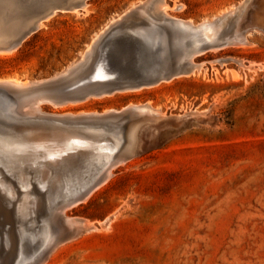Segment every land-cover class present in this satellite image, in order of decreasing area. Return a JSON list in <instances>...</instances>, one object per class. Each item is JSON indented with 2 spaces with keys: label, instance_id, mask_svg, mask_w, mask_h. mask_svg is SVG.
Here are the masks:
<instances>
[{
  "label": "rangeland",
  "instance_id": "1",
  "mask_svg": "<svg viewBox=\"0 0 264 264\" xmlns=\"http://www.w3.org/2000/svg\"><path fill=\"white\" fill-rule=\"evenodd\" d=\"M78 1L0 0V81H25L30 87L65 75L73 83L66 87L68 92L80 87L93 90V61L103 52H107L111 66L125 65L126 74L141 70L136 59L149 56L144 54L149 44L144 38L133 40L122 33L128 28L148 27L139 16L129 15L132 7L145 0H83L77 9L54 10L18 42L40 11ZM242 1L237 12L226 19L224 30L229 40L237 36L244 40L240 45L230 42L220 49L208 48L194 58L203 64L194 73L105 95L89 93L78 99H58L60 82L35 92L45 101L33 98L34 105L38 101L48 117L121 111L149 101L160 113L142 121L133 119L137 153L111 168L109 178L95 186L88 197L65 208H59L60 203L81 191L76 187L88 184L82 182L103 177L102 162L107 164L115 146L105 147L102 158L96 161L92 153L97 151L91 148L72 152L79 157L60 159L59 165L49 167L46 177L24 155L16 156L24 169H8L0 163L9 178L8 182L0 172V194L11 200L10 204L1 196L5 212L0 209V230L4 227L10 233L0 231V264H29L54 234L64 236L74 230L75 234L62 239L43 264H264V0L163 3L169 15L199 23L215 21ZM143 18L155 22L150 11ZM96 39L105 42L102 45ZM128 59L134 62L130 67ZM40 92L47 93L46 98ZM29 100H24L26 106ZM84 128L96 142L117 143L113 129L85 126L82 131ZM6 147L0 145V150L10 153ZM85 163L90 164L87 171ZM6 189H13L9 190L11 195ZM87 221L93 226L83 229Z\"/></svg>",
  "mask_w": 264,
  "mask_h": 264
},
{
  "label": "bare ground",
  "instance_id": "2",
  "mask_svg": "<svg viewBox=\"0 0 264 264\" xmlns=\"http://www.w3.org/2000/svg\"><path fill=\"white\" fill-rule=\"evenodd\" d=\"M163 1L164 0H145L142 3L132 7L129 15H133V16L137 15V18L139 16V18L142 20V23L148 24L147 25L148 27L145 26L146 28H143L142 30H140L139 28H138L139 30L128 28V29H124L125 31L122 33V35L125 33L130 38H133V40H134V38L135 39H139V38L143 39L144 38V40H145V41L143 40L144 42H148L149 44H151V47H150V49L152 51L151 56H150L151 58L147 57L146 60L143 59V57H138V59L135 58L137 60L136 63H138V62L140 63L139 65L137 64L138 65L137 69L140 66L139 68H141V70L138 72L132 73V75L135 77L140 76L141 78H143L144 81H141V83L148 84V86H149L150 84H153L155 81H161L164 79L171 80V78L175 77V76L186 75V74L188 75L190 72H193L196 69H199L201 67V65H203V64H198L197 62H195L194 58L198 55H201V54L207 52L208 47H210L211 50L220 49V48L224 47L223 45L228 44L230 42L233 43V45L234 44L236 45V43H239V45H240V43L244 40L241 37L239 38V36H237V35H236L237 37L235 39H232V40H229V38L225 39L226 33L224 30H221L222 28L224 29L225 21L228 18V16L235 14L237 12V10L243 4V1L240 2L239 5H235L233 7V9H230V10L225 11V12L221 13L220 15H218L216 17L215 21L203 20L202 22H199V23H195L192 19L184 20V19H180V18L169 15L165 11L166 10V5H165L166 3H163ZM247 2H249V1H247ZM149 11L151 13V16H153V20H155V22L151 23V22L144 20L143 14L149 13ZM126 12H129V11H126ZM123 15H125V14H122L121 15L122 17L120 16V18H123ZM115 20L112 22H115ZM234 22H236V21H234ZM39 24H42L41 20L38 21L37 25H39ZM117 24L121 25L122 23L118 22ZM237 24H238V22H237ZM110 25H108V26H110ZM134 25H136L135 22H134ZM232 27H233V24H232ZM106 28L108 29L109 27H106ZM114 29H116V28L114 27ZM117 29H118V27H117ZM238 30H240V29H238ZM244 33H245V31H244ZM103 35H101V36H103ZM119 35H121V34H119ZM122 35L119 38H122ZM238 35H239V33H238ZM240 35H241V32H240ZM227 36L229 37L230 35H227ZM111 37H112V35H111ZM245 37H247V36L245 35ZM126 38L128 39V37H126ZM116 40H118V38ZM116 40H114V41H116ZM223 40H226V41L223 42ZM119 41H121V40L119 39L118 42ZM104 42L101 43L98 41V43H101L102 45L104 44ZM130 42L131 41H129L128 43H130ZM247 42H249V39H247ZM247 42H245V43L247 44ZM93 44L95 45L94 42L92 43V45ZM137 45H138V43H137ZM95 46L98 47L99 45L97 44ZM119 46H121V45H119ZM130 46L131 45H129V48H130ZM114 48L117 49V47H114ZM109 49H111V48H109ZM115 51H117V50H115ZM89 52H90V50H89ZM125 52H126V50H125ZM144 52H145L144 54H146V51H144ZM96 53H100V52H96ZM88 54H90V53H88ZM130 54H131V52H130ZM90 55L92 56V54H90ZM95 55H97V54H95ZM116 55L119 56L120 53L116 54ZM134 55H133V58H134ZM111 56H114V55L111 54ZM109 57H110V54H109ZM135 57H136V55H135ZM89 59H91V58H89ZM108 60L109 59L107 56V52H103L102 54H100L99 57L95 58L93 61V64H95V66H96L98 75L101 77H104V79H102V80L98 79L97 81H94V82L92 81V84L95 85L96 86L95 88L98 89V90L97 89L95 90L97 92L102 91V93H103L104 91H107L108 88L117 89L118 87H121L123 85L122 79H119L117 81H111V80L114 77H117V75H118V73H116V71L113 69L119 68V67L122 69H125L126 68L125 65L124 66H122V65L113 66L112 65L113 67H110L111 62ZM113 60H116L115 56H114ZM124 61H125V59H124ZM133 63L134 62L132 60L128 59L127 67H130L131 65H133ZM77 64H79V63H77ZM158 64H160V65L158 66ZM78 67H80V66H78ZM82 69L84 72V70H85L84 66ZM69 70L70 69H68V71ZM74 70H75V67H74ZM79 70H81V69L79 68ZM75 71L77 72V70H75ZM70 72H68V74ZM76 72H74V73H76ZM79 72H81V71H79ZM71 73L69 75H71ZM237 73H236V75H239ZM76 74H74V75H76ZM74 77L75 76H73V78ZM75 80H78V79H75ZM4 82H6L7 84H10V85L5 84ZM4 82L0 81V84L13 87L12 92H14L15 94L22 95L24 97V99L20 101L21 103L15 102V101H12L10 98H8L7 95H5V94H3V96L0 98V104L2 105V106H0V145L1 146L5 145V146H7L6 148H8V150H10V153H4L2 150H0V163H4L3 167L8 168L9 166H12L14 168L16 166H19L22 169H24L23 166L20 164V160H18L16 158V156H18V155H24V156H26V158L31 163L36 164L37 167L41 168V171L42 170L44 171V176L46 177L48 170H49V167H54V166L56 167V165H59L60 159L65 160V161L66 160L72 161V159H76V157H79V155L72 154L73 150H78L81 148H91V149L97 151L95 153H92L94 160L95 159L99 160L102 158L103 154L105 153V151L103 149L105 147H107L108 145H111L110 143H95L89 139H86L85 137H82L80 135L75 134L74 132L65 133V131H64V128H65L64 122H65L66 117L67 118H77L81 114H97L98 112L72 114V115H69V116H66L63 118L62 117H56V116L48 117V115L46 116L44 114V112L41 111L42 107H41V105H38L37 100H35V101H37L36 102L37 104L35 103V105H37V106H35L34 103L31 102L30 104L27 105L28 109L23 110V107L26 106V104H27L24 100L30 98L29 92L27 91L28 86L26 87L27 82L13 80V79H10V80L4 81ZM53 92L54 91H52V93ZM86 92H88L87 89L80 87L74 93L66 92V91L64 93L62 92L61 96L62 97H73L74 99H76V98L78 99V98H81V96H80L81 94H84ZM40 93H41L40 95L43 96L42 95L43 92H40ZM52 93H49V94H52ZM43 94H45V98H46L47 93L44 92ZM55 95H57L56 92H55ZM101 95L102 94H100V97H101ZM43 97L40 98L39 95H38V97L36 96V98H39L40 100ZM55 97H57V96H55ZM62 97H60V98H62ZM86 97H88V96H86ZM42 100H41V102L45 101V99H44V101H42ZM29 101H31V100H29ZM41 102H39V104ZM66 102H68V101H66ZM79 102H81V101H79ZM150 102L151 101L146 102L144 104H139V105H128V106H125L124 109H134L136 111H139L140 113H145V112H148L150 114L160 113V108L159 107H153V105ZM60 103H62V101ZM63 103H64V101H63ZM55 104H57L56 106L59 105V103L57 101L55 102ZM27 106H26V108H27ZM108 111L110 112V110H108ZM108 111L103 112V113H107ZM84 127H85V125H84ZM90 128L91 127H89V129ZM99 129H101V128H99ZM99 129H98V132L100 133L102 130L99 131ZM105 131H106V129H105ZM83 132L87 133L88 131H87V129H85V131H83ZM95 133H97V132L95 131ZM88 134H89V132H88ZM103 136H105V135H103ZM103 136H101V137H103ZM106 136H108V134ZM97 137H99V135ZM101 137H99V138H101ZM119 138L122 139L121 137H119ZM136 141H137L136 133L134 131L130 132L128 134V139H127L128 146L134 145V143ZM110 142H111V140H110ZM111 143H113V142H111ZM64 155H66L67 157H65ZM88 160H89V163L93 162V161L90 162V159H88ZM121 162H123V161H121ZM13 164H16V165L14 166ZM85 164H88V163H85ZM95 164H96V162H95ZM107 164L110 165V168H109L110 170H111V168L114 167L115 163H112V157L107 162ZM89 166H90V164H88L87 167L84 166V167H86L85 171H87V168ZM82 169H84V168H82ZM91 169L93 170L92 167H91ZM110 170L108 171V173H105L104 178H102L100 180L98 178H92V179L88 178L87 180L84 179L85 181L82 183L92 182L97 187V185L100 182L104 181V179H106L107 177L109 178ZM82 171H84V170H81L80 172L82 173ZM0 172H1L2 177H4V179L8 181L9 178H8V176H6L3 173L2 167H0ZM23 172L24 171H22L20 173L21 176H22ZM78 173L79 172L77 171L76 174H78ZM89 177H90V175H89ZM76 178H78V177H76ZM1 180H3V179H1ZM80 180L81 179H79V181ZM76 181H77V179H76ZM79 181H77V182H79ZM66 183H67V181H66ZM73 183H74V181H73ZM9 190H13V189H9ZM9 190L6 189V193L11 195V192ZM92 191H93L92 188H89L84 192V194H86V197H88L92 193ZM82 192L83 191H79V192H76L75 194H73L71 196H68L69 200L77 197L78 195L83 194ZM3 193H4V191H3ZM1 196L2 195L0 194V209L2 208L4 210V207L2 206V200L1 199L4 197L3 199H5L6 201H9L10 204H11V200L9 198H7V196L6 197L2 196V198H1ZM35 202H37V201L35 200ZM75 203H77V201ZM59 208H60V206H59ZM2 209H1V211H2ZM8 210L9 209H7L6 212L11 213V211H8ZM4 212H5V210H4ZM1 213H3V212H1ZM52 214H51V216L55 215V214L54 215H52ZM5 215H6V213H5ZM10 215H12V214H10ZM14 216L15 215H13L12 219H16V218H14ZM7 223H8V221H7ZM57 223H59V222H57ZM86 223L87 224H86V226L84 225L85 227L83 226V229L84 228L88 229L87 227L93 226V224L89 223L88 221ZM10 224H11V222H10ZM65 224H67V222L65 223V221H64L62 223L63 228L66 226ZM71 224L75 225V222L71 221ZM77 225H78V223H77ZM0 231L3 233L9 232L4 227H2ZM60 234L59 233L56 235L54 234L51 237V240L49 242H47L44 247H42L41 254H39L38 256L33 258L34 260L29 262V264L32 262H35V264H43L46 261V259L48 258V256L51 255V253L55 250L57 245L62 240ZM17 259H18V255H17ZM15 261L18 262L17 260H15ZM22 261H23V259H22ZM14 264H16V263L14 262Z\"/></svg>",
  "mask_w": 264,
  "mask_h": 264
},
{
  "label": "water",
  "instance_id": "3",
  "mask_svg": "<svg viewBox=\"0 0 264 264\" xmlns=\"http://www.w3.org/2000/svg\"><path fill=\"white\" fill-rule=\"evenodd\" d=\"M82 3H83V0L78 1L74 4H69V5H65V6L64 5L51 6V7L44 9L43 11H40L41 13L39 12V15L36 17L37 20H34V24L30 25L26 30L21 32V34L19 35V37L17 39L18 42L21 41L26 35H28L32 30H34L37 27L39 20H41L42 18H45L54 10H56V9H72V8H75V7L82 5ZM224 27H225V25H224ZM221 30H224V29L222 28ZM225 39H228V38L225 37ZM224 41H226V40H223V42ZM147 46H149L148 47L149 49L147 47H145L144 51L148 52L149 53L148 57H150L151 52H152L150 49L151 44H149ZM208 48H210V47H208ZM140 57H142V56H140ZM146 58H147V56H146ZM146 58L143 57V59H145V60H146ZM110 67H113V66L110 65ZM113 70H115L116 73H118L117 77L121 75V77L118 78L117 80L122 79L123 85L121 87H118L117 89L108 88L107 91H104V92L124 89V88L131 87V86L146 85L144 83H141V81H144L143 78H141L140 76L135 77L132 75V73L126 74L125 69H122L119 67V68H115ZM138 71H140V69ZM138 71H136V72H138ZM122 73H124V74H122ZM117 77H114V78H117ZM130 78H134V80H132ZM98 79L102 80V79H104V77H101L98 75L97 69L95 67V70H94L92 76L90 77V81L94 82V81H97ZM117 80H115V81H117ZM155 82H158V81H155ZM57 83H59L58 86H60L59 90H58V93H59L58 99L65 100L66 98H73V97H62L61 96L62 92L63 93L65 91L68 92L66 87L70 86L72 84V82L69 81L65 75H61L58 78H52L50 80H46V81L40 82V83H33L32 86H30V87L26 86L27 91L29 92V97L31 99V102L34 103L33 98H36V95H34V94H36L35 92H38L40 90L43 91L45 89L47 90V89L53 87L54 85H56ZM12 88L13 87H11V86L0 84V98L3 96V94H5L12 101L18 102L19 100L20 101L23 100L24 97L20 94H15L14 92H12V90H13ZM96 89H93V90L87 89L88 92L81 94L80 95L81 98L87 96L89 93H102V91H99V92L95 91ZM60 97H62L63 99ZM0 106H2V105L0 104ZM150 117H151L150 113H148V112L140 113L139 111H136L134 109H123L121 111H113V112L111 111V112H107V113H97V114H81L77 118H65L64 131H65V133L74 132L75 134L80 135L82 137H85L86 139H89L95 143H110L108 141L96 142L94 140V138H92L91 136L87 135L86 133H84L82 131V127H84V126H81V124H83L87 127H91V128H101L103 130L113 129L114 133L116 134L117 143H116V145H113L112 143H110L112 146H115L114 152L112 153V163H115V165H117V164L121 163V161H126V160L130 159L132 156H134L137 153V148H138L137 126H134L133 119H134V121H142V120L150 118ZM113 119H116V121H114L115 124L113 127H109L108 124H109V122H112ZM127 121H129L130 124L126 125ZM132 131H134L136 133L137 141L134 143V145L128 146V143H127L128 134ZM119 137L122 138L120 142L118 139ZM86 149L87 148H81L78 150H73L72 152H80V151H84ZM102 167H103V171H102L103 177L97 176V177H93V178H98L100 180V179L104 178L105 173H108V171L110 170L109 164H105L102 162ZM89 179H92V178H89ZM94 187H95V185L92 182L88 183L85 187L84 186L76 187V188L80 189L81 191H83L82 192L83 194L78 195L77 197L70 199V200H69V197L64 196L65 199L60 203L61 204L60 208H65L69 205L76 204L75 203L76 201H77V203L82 201L84 198H86V194H84V192L87 189H89V188L93 189ZM74 189H75V187H74ZM75 232L76 231H69L64 236L60 235L61 239H64L66 237H70V236L74 235Z\"/></svg>",
  "mask_w": 264,
  "mask_h": 264
}]
</instances>
